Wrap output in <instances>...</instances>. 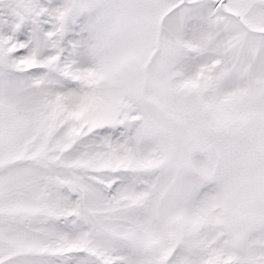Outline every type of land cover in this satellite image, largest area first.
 Returning <instances> with one entry per match:
<instances>
[{"label":"snow or ice","instance_id":"obj_1","mask_svg":"<svg viewBox=\"0 0 264 264\" xmlns=\"http://www.w3.org/2000/svg\"><path fill=\"white\" fill-rule=\"evenodd\" d=\"M0 264H264V0H0Z\"/></svg>","mask_w":264,"mask_h":264}]
</instances>
